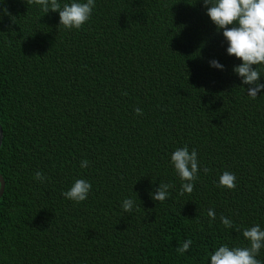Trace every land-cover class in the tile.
Returning <instances> with one entry per match:
<instances>
[{"label": "trees", "instance_id": "trees-1", "mask_svg": "<svg viewBox=\"0 0 264 264\" xmlns=\"http://www.w3.org/2000/svg\"><path fill=\"white\" fill-rule=\"evenodd\" d=\"M95 3L67 31L59 13L0 0V264H210L219 246H246L244 228L264 230V90L248 96L203 0ZM185 145L201 170L181 196L171 155ZM224 171L234 191L218 186ZM77 179L92 185L79 204L62 196ZM161 182L175 185L163 203Z\"/></svg>", "mask_w": 264, "mask_h": 264}, {"label": "clouds", "instance_id": "clouds-1", "mask_svg": "<svg viewBox=\"0 0 264 264\" xmlns=\"http://www.w3.org/2000/svg\"><path fill=\"white\" fill-rule=\"evenodd\" d=\"M27 4L38 5L45 14L59 13V27L67 31L81 30L91 20L96 7L95 0H86V2L71 0L63 6L59 0H27ZM203 4L217 31H223V37L228 45L227 54L241 61L239 66L234 67V73L241 78L242 84L249 86L246 90L248 96L253 100L257 99L258 93L264 90V84L260 83V69L264 68V0H203ZM164 6L167 7V4L165 3ZM2 11L3 14L10 15L6 8ZM210 64L214 68L223 70V65L216 60L211 61ZM135 113L137 116L143 115L139 108L135 109ZM171 163L181 180L179 195L191 194L201 170L197 151L195 149L189 151L187 145L177 148L171 155ZM88 165L87 160L80 162L81 168H86ZM209 171V168H203L205 174ZM34 179L43 183L48 178L37 171ZM218 186L234 191L236 189L235 174L224 171L219 177ZM174 187L173 184L161 182L151 198L163 203L169 198V189ZM91 189L90 182L77 179L69 190L62 193V196L79 204L87 200ZM122 207L128 213H131L134 207L139 210L134 200L130 198L122 201ZM208 217L210 221L216 219L213 209L208 210ZM220 220L225 228L241 233V228L234 225L229 218L221 215ZM241 234L248 242L246 246L230 247L228 244H223L210 255V264H264L257 259L261 250L264 249V230L256 224L251 228H244ZM191 245L192 240H186L176 248V251L183 255Z\"/></svg>", "mask_w": 264, "mask_h": 264}, {"label": "water", "instance_id": "water-1", "mask_svg": "<svg viewBox=\"0 0 264 264\" xmlns=\"http://www.w3.org/2000/svg\"><path fill=\"white\" fill-rule=\"evenodd\" d=\"M1 138H2V131H1V127H0V145H1ZM4 187H5V183L3 178L0 176V198L3 195L4 192Z\"/></svg>", "mask_w": 264, "mask_h": 264}]
</instances>
